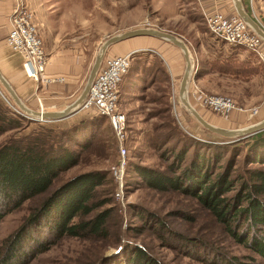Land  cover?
<instances>
[{
  "label": "rangeland",
  "instance_id": "1",
  "mask_svg": "<svg viewBox=\"0 0 264 264\" xmlns=\"http://www.w3.org/2000/svg\"><path fill=\"white\" fill-rule=\"evenodd\" d=\"M25 2H28L29 8L33 10L36 24L38 18L45 20L47 29L51 32L58 29L60 32H57V36L77 42L81 50L89 55L91 65L102 42L111 35L137 27H153L174 33L186 43L193 63L187 86V97L191 105L198 112L200 109H206L211 117L218 121L216 123L221 125H224L223 120L228 118L230 113L237 111L247 114L250 108H257L258 113L251 118H244V124L260 121V110L264 106V59H259L243 47L247 52L238 48L240 46L227 45L224 41L214 38L208 32L205 17L197 11L194 0H25ZM243 5L264 28V9L259 8L257 13L255 10L252 14L250 8ZM159 40L165 42H160V46H165L164 49L167 50L170 47L171 52L176 53L180 59L177 76L171 75L161 50L156 49L155 53L148 50L138 51L135 52L132 65L119 85V106L125 114L124 143L128 150L123 201L120 202L114 197L116 183L112 177L111 167L118 159V151L113 129L108 130L105 135L102 134L106 140L104 143L106 147L101 155L98 152L90 154L84 162L63 172L56 181L60 183L76 173L90 169L108 171V182L98 188L103 196L112 200L111 206L114 208V215L109 220L108 238L63 237L28 264H118L135 245L142 247L159 264H209V260L215 258L219 261L218 257L222 255L237 256L240 259H245L248 255L255 256L247 247L236 242L196 199L173 190L152 189L145 185L133 170L135 164L158 169H163L166 165V162L159 159L149 140L153 124L159 121L160 117L146 118L155 108H164V104L170 106L168 115L194 137L211 141L226 139L206 131L181 104L178 89L185 69L182 52L172 43ZM245 55L250 61L245 60L247 59ZM243 61L247 62L244 64L247 68H253L252 74H237L230 65L222 69L225 72L217 70L224 62L233 64ZM209 62H215L216 65L213 66ZM145 63L151 64L147 71L153 74L152 77L143 76L142 68ZM157 64L160 66L158 69L155 67ZM198 66L202 69L200 76H197ZM163 68L166 71H162ZM213 72L220 75L204 77ZM88 74L89 72L84 83ZM41 82L39 78L36 83ZM194 87L208 94L230 97L235 103V108L223 115L201 106L199 100L191 95ZM124 90L130 92L125 93ZM0 104L22 113L1 83ZM79 110L83 111V118L95 114L92 110ZM35 126L36 123H32L27 131ZM232 128H235L234 125ZM2 138L4 136L0 137V140ZM111 142L114 143L113 147H110ZM39 200L34 198L25 201L18 209L2 218L0 243L18 227ZM139 205L158 215L173 231L194 239V243L182 246L180 242L173 240L174 236L164 239L167 238L164 237V233L150 227L152 223L146 227L145 222L134 216L140 208ZM147 210L145 213H150ZM180 212L185 213L184 218Z\"/></svg>",
  "mask_w": 264,
  "mask_h": 264
},
{
  "label": "trees",
  "instance_id": "2",
  "mask_svg": "<svg viewBox=\"0 0 264 264\" xmlns=\"http://www.w3.org/2000/svg\"><path fill=\"white\" fill-rule=\"evenodd\" d=\"M244 64L247 62H224L217 70L225 72L222 69L230 65L237 74H252L253 68ZM150 65L145 63L142 68L145 78L153 76L147 71ZM155 67L160 68L158 64ZM169 111L170 106L164 104V108H155L146 116L160 117L153 124L149 140L159 159L166 162L165 167L135 164L134 172L152 189L173 190L196 199L236 242L255 255L245 259L222 255L219 261L209 260V264H263L264 130L247 137L205 140L184 131ZM32 123L36 126L27 131ZM111 129L106 116L94 114L61 127L49 121L37 122L0 104V137L4 136L0 140V221L25 201L40 199L1 241L0 264H28L63 237L108 238L114 208L112 200L98 189L108 182V171L90 169L56 181L90 154L101 155L106 147L102 134ZM144 209L140 206L134 216L146 227L152 223L150 227L164 233V239L174 236L182 246L194 243V239L173 231L158 215ZM180 215L185 217L184 212ZM118 264L159 262L135 245Z\"/></svg>",
  "mask_w": 264,
  "mask_h": 264
},
{
  "label": "crops",
  "instance_id": "3",
  "mask_svg": "<svg viewBox=\"0 0 264 264\" xmlns=\"http://www.w3.org/2000/svg\"><path fill=\"white\" fill-rule=\"evenodd\" d=\"M242 1L245 6L250 8L252 14L255 10L257 13L259 8L262 10L264 9V0ZM15 4L16 0H0V71L21 102L28 108L34 110L42 109L44 111L63 110L73 103L80 95L84 87L83 84H85L84 80L86 74L91 67L90 57L86 52L81 50V46H79L77 42H73V40H68L67 38L62 39L60 36H57V32H60V30H52L51 32L47 29V22L38 18L37 32L42 39V45L48 58L45 72L42 77H58L62 78V80H50L36 83L31 77L27 76L23 70L21 55L13 52L6 43V36L10 28L9 18ZM194 4L199 14L203 17L214 11H221L225 14L235 12L233 0H194ZM160 42L165 43L159 40V38L152 36L131 37L111 44L107 48L105 56L132 54L145 50L155 53L156 49L158 51L161 50L162 56L169 66L171 75L176 77L180 69V59L176 56V53L171 52L172 50L169 49L170 47L167 50L164 49L165 46H160ZM238 48L243 49L242 47ZM242 51L247 52L244 49ZM245 57L247 58L246 55ZM244 59L245 58H241V60ZM209 60L213 61V59ZM245 60L247 61L249 58ZM213 75L216 76L220 74L213 72L204 77ZM124 92L129 93L130 91L124 90ZM199 112L206 120L208 119L207 121H211V123L224 128H231L233 125L235 128L245 127L247 125L244 124V118L249 117L248 114L235 111L230 113L227 116L228 118L223 120L224 125H221L220 123H216L218 121H216L215 117H211V114H209L206 109H200ZM259 116L261 118L260 120L264 118V106L260 110ZM81 118H83V111L76 110L65 118L49 120V122L53 125L62 127L73 121H78Z\"/></svg>",
  "mask_w": 264,
  "mask_h": 264
},
{
  "label": "built area",
  "instance_id": "4",
  "mask_svg": "<svg viewBox=\"0 0 264 264\" xmlns=\"http://www.w3.org/2000/svg\"><path fill=\"white\" fill-rule=\"evenodd\" d=\"M9 20L10 28L6 43L13 52L21 55V64L27 76L35 82L39 78L42 81L62 80L58 77H42L48 58L42 45V39L37 32L33 10L29 8L25 0H16ZM205 20L208 32L217 40L243 47L259 59H264L263 39L236 12L225 14L221 11H214L207 14ZM130 56L131 54L104 55L81 104L83 110H92L96 115L106 116L116 134L118 159L111 167V173L116 183L114 197L120 202L124 199V173L128 150L124 143L125 114L119 106V85L129 69ZM191 95L199 100L201 106L219 114L226 115L235 108V103L230 97L201 92L198 87L192 89ZM257 113V108L247 110L249 118Z\"/></svg>",
  "mask_w": 264,
  "mask_h": 264
},
{
  "label": "water",
  "instance_id": "5",
  "mask_svg": "<svg viewBox=\"0 0 264 264\" xmlns=\"http://www.w3.org/2000/svg\"><path fill=\"white\" fill-rule=\"evenodd\" d=\"M233 5L235 12L250 26V28L263 39L264 41V28L260 26V24L257 22V20L252 17L244 8L243 1L242 0H233ZM136 36H152L159 39L166 40L170 43H172L174 46L178 47L183 55L184 61H185V69L183 71L180 83H179V89H178V96L181 104L188 110V112L195 118V120L206 130L209 132L216 134L221 137L225 138H235V137H247L251 134H254L256 132L264 130V118L260 121L251 123L245 127H237V128H224L217 125H214L213 123L207 121L198 111L195 109L191 103L189 102V99L187 97V86L188 81L191 76V72L193 70V63L191 59V55L189 52V49L186 45V43L180 39L177 35H175L172 32H168L165 30L153 28V27H137L132 28L114 35L109 36L106 38L98 52L96 53L93 63L91 65V68L89 70V74L87 76V80L84 84V87L80 93V95L77 97V99L68 105L66 108L60 111H44V110H34L30 109L27 106H25L9 82L5 79V77L2 75L0 71V83L3 86L4 90L9 94L12 101L16 105V107L24 113V115L29 116V118L36 120V121H49V120H57L61 118L67 117L71 112L81 109V104L90 88L91 82L93 78L95 77V74L97 70L99 69L101 62L103 60V57L105 55V52L107 48L118 41H122L124 39H128L131 37Z\"/></svg>",
  "mask_w": 264,
  "mask_h": 264
}]
</instances>
